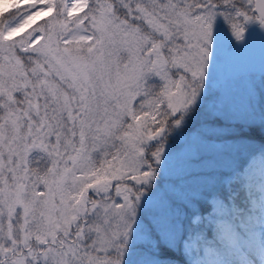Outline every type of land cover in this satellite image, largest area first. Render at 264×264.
Instances as JSON below:
<instances>
[{
	"label": "snow or ice",
	"instance_id": "obj_1",
	"mask_svg": "<svg viewBox=\"0 0 264 264\" xmlns=\"http://www.w3.org/2000/svg\"><path fill=\"white\" fill-rule=\"evenodd\" d=\"M257 128L264 0H0V264H264Z\"/></svg>",
	"mask_w": 264,
	"mask_h": 264
},
{
	"label": "rangeland",
	"instance_id": "obj_2",
	"mask_svg": "<svg viewBox=\"0 0 264 264\" xmlns=\"http://www.w3.org/2000/svg\"><path fill=\"white\" fill-rule=\"evenodd\" d=\"M234 41V38H233ZM227 47L225 48L224 53L222 54L221 59V68H220V77L222 78L224 75L223 67H224V57L227 52ZM261 74H243L241 76L231 78L223 82L222 84H232L235 88L242 91L244 88V85L248 78H254L257 85L259 84ZM246 143L250 146V149H255L256 151L253 153V155L247 157V163H245V168L250 169V176L251 180L246 182L245 185V193L248 192V185H251V190L255 193H259L260 190V178L261 176H264V162L261 160V154L258 151L260 148L261 142L257 140H251L249 139L246 141ZM247 156V153H245ZM258 206V201H257Z\"/></svg>",
	"mask_w": 264,
	"mask_h": 264
},
{
	"label": "water",
	"instance_id": "obj_3",
	"mask_svg": "<svg viewBox=\"0 0 264 264\" xmlns=\"http://www.w3.org/2000/svg\"><path fill=\"white\" fill-rule=\"evenodd\" d=\"M236 44H239V42H235ZM243 53H250V57L248 58L249 60L255 58H252L251 53H259L260 56L262 54V46H261V39L260 36L257 35L252 42L249 44V46L247 48H243V46H241V50L240 51H229L228 55L226 57V64H225V78H229L231 76H236L242 73H247L249 71H259V69L256 68H250L252 70H244V71H234L230 64V61H232V63L236 64L237 62L240 61V56L243 55ZM257 56V55H256Z\"/></svg>",
	"mask_w": 264,
	"mask_h": 264
},
{
	"label": "bare ground",
	"instance_id": "obj_4",
	"mask_svg": "<svg viewBox=\"0 0 264 264\" xmlns=\"http://www.w3.org/2000/svg\"><path fill=\"white\" fill-rule=\"evenodd\" d=\"M227 52H228V50H227ZM226 52V53H227ZM250 57V53H243V55H241L240 56V61L239 62H237L236 64H234V63H232V61H230V66H231V68L234 70V71H236V72H238V71H244V70H246V69H241V68H238V66L242 63V62H244V61H246L248 58ZM247 70H252V69H247ZM224 71V70H223Z\"/></svg>",
	"mask_w": 264,
	"mask_h": 264
},
{
	"label": "trees",
	"instance_id": "obj_5",
	"mask_svg": "<svg viewBox=\"0 0 264 264\" xmlns=\"http://www.w3.org/2000/svg\"><path fill=\"white\" fill-rule=\"evenodd\" d=\"M251 138L262 140L261 133L258 128L251 134Z\"/></svg>",
	"mask_w": 264,
	"mask_h": 264
}]
</instances>
